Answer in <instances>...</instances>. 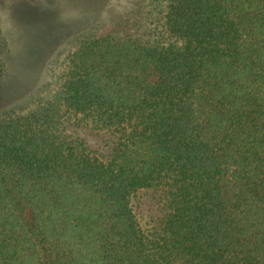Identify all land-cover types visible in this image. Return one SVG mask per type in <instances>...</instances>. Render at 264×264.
<instances>
[{
    "label": "trees",
    "instance_id": "obj_1",
    "mask_svg": "<svg viewBox=\"0 0 264 264\" xmlns=\"http://www.w3.org/2000/svg\"><path fill=\"white\" fill-rule=\"evenodd\" d=\"M56 25L30 107L0 45V264H264V0Z\"/></svg>",
    "mask_w": 264,
    "mask_h": 264
},
{
    "label": "rangeland",
    "instance_id": "obj_2",
    "mask_svg": "<svg viewBox=\"0 0 264 264\" xmlns=\"http://www.w3.org/2000/svg\"><path fill=\"white\" fill-rule=\"evenodd\" d=\"M131 1L133 0H108L105 9L93 10L86 14L87 11L63 0H0V45L3 44L7 49L6 55L3 56L7 73L1 85L7 90L6 96L11 100L9 103L20 102L21 98L28 96L27 92L32 85L37 82L43 85L48 81V70L44 68L47 55L41 56L39 51L47 46L48 40L55 38L53 31H46L51 27V23L57 24L55 27L64 25V36L71 32L75 24L87 22L96 15L108 18L110 13H113L117 16V12L130 7ZM59 6L61 11L58 14ZM53 44L56 45L54 42ZM56 46L55 51L59 56L55 53L52 56L55 55L53 59L58 62L57 60L65 56L68 45L61 43ZM20 79L22 80L19 81ZM42 93L46 94L47 91L44 89ZM28 98L20 102H28L27 106L23 107L33 105ZM89 139L96 142L95 137L89 136Z\"/></svg>",
    "mask_w": 264,
    "mask_h": 264
}]
</instances>
